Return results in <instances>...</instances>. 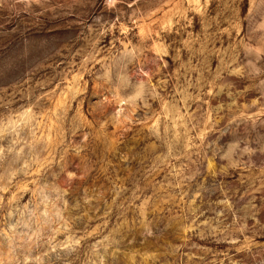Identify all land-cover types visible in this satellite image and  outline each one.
Segmentation results:
<instances>
[{
	"label": "rangeland",
	"instance_id": "obj_1",
	"mask_svg": "<svg viewBox=\"0 0 264 264\" xmlns=\"http://www.w3.org/2000/svg\"><path fill=\"white\" fill-rule=\"evenodd\" d=\"M0 264H264V0H0Z\"/></svg>",
	"mask_w": 264,
	"mask_h": 264
}]
</instances>
